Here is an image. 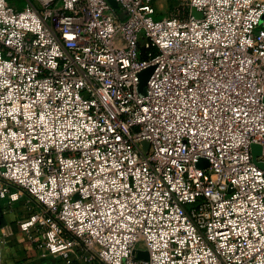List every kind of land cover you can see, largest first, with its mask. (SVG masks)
<instances>
[{"label": "built area", "instance_id": "obj_1", "mask_svg": "<svg viewBox=\"0 0 264 264\" xmlns=\"http://www.w3.org/2000/svg\"><path fill=\"white\" fill-rule=\"evenodd\" d=\"M115 1L0 0V200L67 263L264 264V0Z\"/></svg>", "mask_w": 264, "mask_h": 264}, {"label": "crops", "instance_id": "obj_2", "mask_svg": "<svg viewBox=\"0 0 264 264\" xmlns=\"http://www.w3.org/2000/svg\"><path fill=\"white\" fill-rule=\"evenodd\" d=\"M36 208L37 204L27 193H21L17 201L0 200V264H102L99 261L83 263L76 257L67 263L60 255L37 247L20 227V220Z\"/></svg>", "mask_w": 264, "mask_h": 264}, {"label": "water", "instance_id": "obj_3", "mask_svg": "<svg viewBox=\"0 0 264 264\" xmlns=\"http://www.w3.org/2000/svg\"><path fill=\"white\" fill-rule=\"evenodd\" d=\"M110 2H111V4L113 5L114 8H116V9L118 8V4H117V2H116L115 0H110ZM195 14H196V15H200L199 12H195ZM121 17H122V18H125V17H126V14H125V13H122V14H121ZM152 70H153V69H151V68L148 69V70H146V71L142 74V76H141L140 91H141L142 93H145V91H146V83H147V80H148V78H149V76H150ZM252 148H253V156H254V160H256L257 156L261 154L262 147H261V145H259V144H253ZM202 163H203V164H202ZM198 165H199V166H203V165H204V166H207V165H208V162H207V160H202V161H200V162L198 163ZM138 257H139V258H148V254H147V252L139 251V252H138Z\"/></svg>", "mask_w": 264, "mask_h": 264}, {"label": "rangeland", "instance_id": "obj_4", "mask_svg": "<svg viewBox=\"0 0 264 264\" xmlns=\"http://www.w3.org/2000/svg\"><path fill=\"white\" fill-rule=\"evenodd\" d=\"M9 1L18 8H21L27 2V0H9ZM176 3H177L176 0H158L157 8L160 11V15H166L170 13L171 11H173L175 9ZM176 5L178 6V4ZM94 264H98V263H94Z\"/></svg>", "mask_w": 264, "mask_h": 264}]
</instances>
